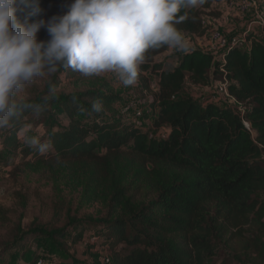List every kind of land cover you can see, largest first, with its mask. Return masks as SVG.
<instances>
[{
    "label": "trees",
    "instance_id": "16d2710c",
    "mask_svg": "<svg viewBox=\"0 0 264 264\" xmlns=\"http://www.w3.org/2000/svg\"><path fill=\"white\" fill-rule=\"evenodd\" d=\"M221 1L205 0L202 6L182 9L179 15L187 18L176 25L177 29L184 35L202 36L203 13L218 17L214 5ZM70 3L39 0L42 12L28 22L63 15ZM17 16L24 21L25 13ZM48 38L43 28L37 33L38 40ZM167 51L166 46L149 50L138 72V80L152 96V125L166 130L165 137L151 138L133 123L108 118L102 110L93 111L94 102L109 108L116 100V96L102 90L86 89L45 101L49 88H57L61 75H80L58 68L49 74L43 92L25 100L40 105V110H23L5 127L0 140L4 151H18L24 158L39 157L43 152L38 146L20 147L18 133L34 123L33 117L50 119L53 109H57L66 126L52 130L47 141H39L49 145L47 157L39 160H49L65 169L86 167L89 181L101 188L111 180L109 165L120 161L142 169L149 165L173 175L160 184L156 199L137 207L123 202L120 216L110 210L101 219L68 222V226L85 224L103 231L100 247L108 255L109 264H210L225 237L242 236L241 229L253 224L258 226L259 234L255 244L250 243L254 251L263 245L264 39L254 38L248 52L229 50L223 63L202 50L161 60ZM147 71L158 75L156 92H151L147 79L141 76ZM221 78L230 82L229 93L245 109L243 115L237 107L183 96L186 82L195 87L207 86L211 79ZM114 182L110 189L116 191L112 201L117 209L121 192L117 190L120 184ZM66 231L34 227L23 230L18 224L0 247V261L6 254L23 249L29 240L40 236L62 240Z\"/></svg>",
    "mask_w": 264,
    "mask_h": 264
},
{
    "label": "rangeland",
    "instance_id": "374dc122",
    "mask_svg": "<svg viewBox=\"0 0 264 264\" xmlns=\"http://www.w3.org/2000/svg\"><path fill=\"white\" fill-rule=\"evenodd\" d=\"M227 1L229 0H225L224 3ZM258 2L260 7L264 8V0ZM215 8L220 10L217 11L220 15L223 8L220 5ZM252 16L251 14L244 16L242 21L231 28H228L226 23L224 25V21L219 20V17L210 16L207 12L203 13L202 18L206 19L208 28L218 25L223 36L229 39L233 34L242 33ZM207 18L213 19L209 22ZM214 19L218 20V24ZM207 41V35L189 39L191 47L197 50L207 49L208 47H204ZM181 53L183 52L171 48L161 60L176 57ZM141 76L147 79L151 90L156 88L157 74L147 71L141 73ZM48 79L49 74L37 78L33 84L26 86L17 99L25 101L35 98L43 92ZM145 88V84L140 80L138 84L125 87L114 73L90 77L82 74L66 77L63 74L54 95L49 99L73 95L86 89L102 90L116 96V100L109 108L101 106V110L108 118L133 123L151 135L164 134L163 128L153 127L151 115H146L142 120L135 119L134 111L137 109L145 111L151 109L152 113L154 111L150 107L152 96ZM183 96L202 98L200 90L189 82L184 85ZM58 112L57 109H53L51 118L46 120L42 119V115L33 117L34 123L18 133L20 147L26 146V140L33 137L39 141H47L52 130L65 127L64 116ZM147 119L150 120L148 126L142 125ZM4 129L5 127L0 128V140ZM46 152L36 158L31 156L24 158L18 151H4L0 147V247L9 240L10 234L18 224L23 230L30 227L47 231L66 228V235L62 240L44 236L29 240L23 249L6 254L0 264H105L104 258L106 259L108 255L100 247L101 241L104 240L103 231L86 227L85 224L68 226V222L88 218L101 219L110 210H114L115 215L120 216L123 214V202L129 201L135 207L146 204L156 199L161 183L174 178L171 173L160 168L154 169L149 165L144 169L122 161L109 165L110 179L115 181L114 184L117 182L120 184L117 187L121 192L118 203L120 206L115 209L112 197L116 191L110 189L111 180L101 188L93 181H89V170L86 167L65 169L55 167L48 162L49 160H39L41 157L44 159L47 157ZM241 232L242 236L225 237L210 264H264V237L259 251H254L250 243L254 242L255 236L259 234L258 226L254 224L245 226Z\"/></svg>",
    "mask_w": 264,
    "mask_h": 264
},
{
    "label": "clouds",
    "instance_id": "9594fccd",
    "mask_svg": "<svg viewBox=\"0 0 264 264\" xmlns=\"http://www.w3.org/2000/svg\"><path fill=\"white\" fill-rule=\"evenodd\" d=\"M205 0H71L63 15L29 23L42 12L39 0H0V128L23 110H40L17 99L37 78L71 69L85 77L114 73L129 87L149 50L169 47L188 51V42L176 25L187 17L182 9L202 6ZM17 13H25L24 21ZM45 29L47 40H38ZM49 88L47 101L54 95ZM93 111L101 104L93 103ZM40 152L49 145L35 137L26 140Z\"/></svg>",
    "mask_w": 264,
    "mask_h": 264
},
{
    "label": "built area",
    "instance_id": "2783aa9c",
    "mask_svg": "<svg viewBox=\"0 0 264 264\" xmlns=\"http://www.w3.org/2000/svg\"><path fill=\"white\" fill-rule=\"evenodd\" d=\"M223 3L225 0H222ZM225 7L224 10L220 12L219 20L221 19L224 23L230 22V19L233 17H243L248 14L253 15L252 21L249 23L247 28L240 34H233L229 39H226L220 31V28L217 27L218 25H213L211 28H208L206 19L202 18V26L205 29V33L202 36H208V48L202 50L203 52L210 53L214 56L216 60L223 63L225 59V55L229 50L232 49H239L242 51H250L252 42L254 38H260L256 31L257 27L263 28L264 27V8H261L259 5L258 0H229L224 3ZM220 11V10H219ZM212 21L211 18H207ZM215 20V19H214ZM218 24V20H215ZM188 42V51L197 50L191 47L189 43L190 37H195L193 35H184L182 34ZM189 38V39H187ZM204 38V37H202ZM168 47V51H169ZM167 51V52H168ZM166 52V53H167ZM138 84V80L137 83ZM230 82L225 78L221 79H211L210 83L207 86H197L200 90L202 98L196 100H207L208 102L218 104L220 106H227L231 108H238V112L241 115L245 112V109H241L239 104L236 100L230 95L229 93V86ZM158 89L157 85L156 88L152 89L153 92H156ZM206 98V99H205ZM240 108V109H239ZM146 115H151L153 119V113L151 109H137L134 111L135 119L142 120ZM147 121H150L147 119ZM244 126L249 130V125L243 121ZM151 138H163L166 136V133L160 135H151ZM262 161L264 162V153L262 155ZM104 263L109 264V258H104Z\"/></svg>",
    "mask_w": 264,
    "mask_h": 264
},
{
    "label": "crops",
    "instance_id": "0c3cea01",
    "mask_svg": "<svg viewBox=\"0 0 264 264\" xmlns=\"http://www.w3.org/2000/svg\"><path fill=\"white\" fill-rule=\"evenodd\" d=\"M218 5H220V7L221 8H223V10H224V7H225V5H224V3H223V1H221L220 3H218V4H215V7H217ZM244 17V16H243ZM243 17H233V18H231L230 19V22H228V23H226L228 26V28H231L232 26H235V24H237V23H239L240 21H242L244 18ZM238 19V20H237ZM236 20V21H235ZM252 21V19L250 20V22ZM249 22V23H250ZM230 24V25H229ZM224 25H225V23H224ZM249 25V24H248ZM247 25V26H248ZM247 26H246V28H247ZM264 28H260V27H257L256 28V31H257V33H258V36L261 38V39H263V37H264V30H263ZM245 30V29H244ZM208 46V43H206V45L204 46L205 48ZM148 122L149 121H146L145 122V124L143 123L142 125H146V126H148ZM164 133H167V131L165 130V132Z\"/></svg>",
    "mask_w": 264,
    "mask_h": 264
}]
</instances>
